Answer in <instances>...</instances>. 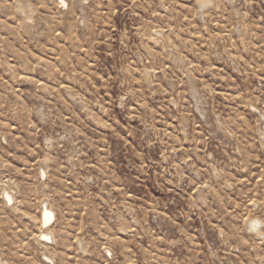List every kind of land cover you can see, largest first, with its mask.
<instances>
[{
  "label": "rangeland",
  "instance_id": "1",
  "mask_svg": "<svg viewBox=\"0 0 264 264\" xmlns=\"http://www.w3.org/2000/svg\"><path fill=\"white\" fill-rule=\"evenodd\" d=\"M0 179V264H264V0H0Z\"/></svg>",
  "mask_w": 264,
  "mask_h": 264
},
{
  "label": "bare ground",
  "instance_id": "2",
  "mask_svg": "<svg viewBox=\"0 0 264 264\" xmlns=\"http://www.w3.org/2000/svg\"><path fill=\"white\" fill-rule=\"evenodd\" d=\"M0 187L2 188V197L5 199L6 203H13L14 206L17 200L14 195L15 185L13 184V182L10 180L2 182L0 179ZM45 202H42L43 205L41 204L42 208L40 209L39 223L37 227L39 229V232L35 237L37 242L45 249L43 252L45 258L53 261L51 254H49L48 250L46 249L47 245H44L42 241L44 239H53L54 237V232L53 229L51 230V225L55 218L56 212L54 208L49 204V202L48 205H46ZM13 208H16V206H14Z\"/></svg>",
  "mask_w": 264,
  "mask_h": 264
},
{
  "label": "built area",
  "instance_id": "3",
  "mask_svg": "<svg viewBox=\"0 0 264 264\" xmlns=\"http://www.w3.org/2000/svg\"><path fill=\"white\" fill-rule=\"evenodd\" d=\"M2 182H3V181H2ZM4 202H5L6 207H10V208H12V207H14V206L17 205V202H16V204L14 203V204H15L14 206H13V203H12V204L6 203L5 199H4ZM55 214H56V213H55ZM56 223H57V214L55 215V218H54V220H53V222H52L51 230L55 228ZM37 232H39V229H37ZM51 240H53V239H44V240L42 241V243H43L44 245H47L46 247H48V246L51 245V242H50ZM40 246H41V245H40ZM41 247H43V246H41Z\"/></svg>",
  "mask_w": 264,
  "mask_h": 264
}]
</instances>
